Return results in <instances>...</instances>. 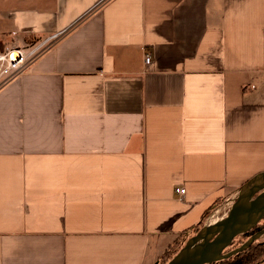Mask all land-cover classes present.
<instances>
[{"label": "crops", "instance_id": "1", "mask_svg": "<svg viewBox=\"0 0 264 264\" xmlns=\"http://www.w3.org/2000/svg\"><path fill=\"white\" fill-rule=\"evenodd\" d=\"M41 42L0 85V264H156L263 179L264 0H0V52Z\"/></svg>", "mask_w": 264, "mask_h": 264}, {"label": "water", "instance_id": "2", "mask_svg": "<svg viewBox=\"0 0 264 264\" xmlns=\"http://www.w3.org/2000/svg\"><path fill=\"white\" fill-rule=\"evenodd\" d=\"M260 176L263 178L260 191L256 189V179L249 182L247 190H241L225 216L199 228L166 264H208L245 250L253 240L261 237L264 228L239 246L224 252L237 235L251 229L264 218V172ZM245 191V197L241 198ZM256 191L258 192L255 193Z\"/></svg>", "mask_w": 264, "mask_h": 264}, {"label": "trees", "instance_id": "3", "mask_svg": "<svg viewBox=\"0 0 264 264\" xmlns=\"http://www.w3.org/2000/svg\"><path fill=\"white\" fill-rule=\"evenodd\" d=\"M264 228V218L257 222L251 229L245 231L242 234H239L242 238L240 243H243V240H247L252 234ZM197 228L195 232L198 230ZM238 236V235H237ZM182 242L181 238L175 239V241L170 244L163 254L160 256V259L156 264H166L167 261L180 249V244ZM264 261V238L259 237L253 240L250 245L243 251L237 252L236 254L213 261L208 264H260Z\"/></svg>", "mask_w": 264, "mask_h": 264}, {"label": "built area", "instance_id": "4", "mask_svg": "<svg viewBox=\"0 0 264 264\" xmlns=\"http://www.w3.org/2000/svg\"><path fill=\"white\" fill-rule=\"evenodd\" d=\"M45 42L33 46L28 51L21 47H12L0 52V85L7 80L20 74L25 66L37 58L45 50ZM143 60L145 64L151 63V54L144 52ZM175 192L179 197L185 193L183 186H176Z\"/></svg>", "mask_w": 264, "mask_h": 264}, {"label": "rangeland", "instance_id": "5", "mask_svg": "<svg viewBox=\"0 0 264 264\" xmlns=\"http://www.w3.org/2000/svg\"><path fill=\"white\" fill-rule=\"evenodd\" d=\"M262 186H263V180H261V181L257 184L256 189H257L258 191H260ZM258 191H256L255 193H257ZM245 193H246V191L242 193L243 196H241V198H242V197H245V196H244ZM255 193H254V194H255ZM237 198H238V197L236 196L235 199L233 200V202H230V203H229V206L227 205L226 209H227V208L230 209L231 206L234 204V202H236ZM227 211H229V210H227ZM241 238H242V237H241L240 235L236 236V237L233 239V241L231 242V244H230L229 246H227V247L224 249V252H226V251H228V250H231L232 248H235V247L239 246L240 244H242V243H240V242L242 241ZM262 238H264V234L262 235ZM185 241H186V240H185ZM185 241L183 240V241L181 242L180 247L184 244ZM243 242H244V240H243ZM180 247H179V248H180Z\"/></svg>", "mask_w": 264, "mask_h": 264}, {"label": "bare ground", "instance_id": "6", "mask_svg": "<svg viewBox=\"0 0 264 264\" xmlns=\"http://www.w3.org/2000/svg\"><path fill=\"white\" fill-rule=\"evenodd\" d=\"M27 69V68H26Z\"/></svg>", "mask_w": 264, "mask_h": 264}]
</instances>
